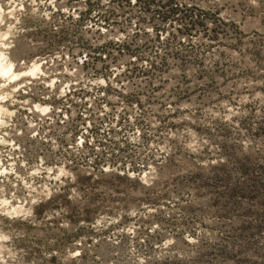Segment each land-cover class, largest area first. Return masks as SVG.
<instances>
[{"label":"rangeland","instance_id":"rangeland-1","mask_svg":"<svg viewBox=\"0 0 264 264\" xmlns=\"http://www.w3.org/2000/svg\"><path fill=\"white\" fill-rule=\"evenodd\" d=\"M0 264H264V0H0Z\"/></svg>","mask_w":264,"mask_h":264}]
</instances>
